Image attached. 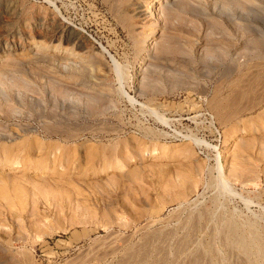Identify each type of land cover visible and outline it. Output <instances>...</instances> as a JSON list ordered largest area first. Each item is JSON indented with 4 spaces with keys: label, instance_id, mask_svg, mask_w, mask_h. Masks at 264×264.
Masks as SVG:
<instances>
[{
    "label": "rangeland",
    "instance_id": "1",
    "mask_svg": "<svg viewBox=\"0 0 264 264\" xmlns=\"http://www.w3.org/2000/svg\"><path fill=\"white\" fill-rule=\"evenodd\" d=\"M0 264H264V0H0Z\"/></svg>",
    "mask_w": 264,
    "mask_h": 264
},
{
    "label": "bare ground",
    "instance_id": "2",
    "mask_svg": "<svg viewBox=\"0 0 264 264\" xmlns=\"http://www.w3.org/2000/svg\"><path fill=\"white\" fill-rule=\"evenodd\" d=\"M220 166V165H219ZM219 166H218V168H219ZM221 168V167H220ZM239 176V175H238Z\"/></svg>",
    "mask_w": 264,
    "mask_h": 264
}]
</instances>
